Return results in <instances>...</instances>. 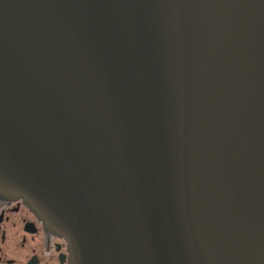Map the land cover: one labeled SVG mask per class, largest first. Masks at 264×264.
Returning a JSON list of instances; mask_svg holds the SVG:
<instances>
[{"label": "water", "instance_id": "1", "mask_svg": "<svg viewBox=\"0 0 264 264\" xmlns=\"http://www.w3.org/2000/svg\"><path fill=\"white\" fill-rule=\"evenodd\" d=\"M0 196L72 264H264V0H0Z\"/></svg>", "mask_w": 264, "mask_h": 264}, {"label": "flooded vegetation", "instance_id": "2", "mask_svg": "<svg viewBox=\"0 0 264 264\" xmlns=\"http://www.w3.org/2000/svg\"><path fill=\"white\" fill-rule=\"evenodd\" d=\"M0 264H72L67 242L21 198L0 196Z\"/></svg>", "mask_w": 264, "mask_h": 264}]
</instances>
